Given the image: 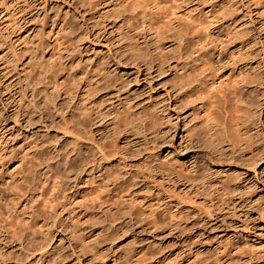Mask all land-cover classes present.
Wrapping results in <instances>:
<instances>
[{"label":"rangeland","instance_id":"obj_1","mask_svg":"<svg viewBox=\"0 0 264 264\" xmlns=\"http://www.w3.org/2000/svg\"><path fill=\"white\" fill-rule=\"evenodd\" d=\"M179 20L216 28L218 83L260 72L247 93L264 122V0H0V264H264V131L193 136L202 103L171 87L191 61ZM233 35L249 42L235 65ZM97 83L84 104L107 117L79 141L80 163L63 129ZM253 96L225 106L238 117ZM125 109L134 126L148 114L144 131L113 136Z\"/></svg>","mask_w":264,"mask_h":264},{"label":"bare ground","instance_id":"obj_2","mask_svg":"<svg viewBox=\"0 0 264 264\" xmlns=\"http://www.w3.org/2000/svg\"><path fill=\"white\" fill-rule=\"evenodd\" d=\"M232 23H233L232 25H234L235 21L232 20ZM171 27H172L171 30L173 31V36L175 38L174 40L176 41V43L178 42L180 46L183 47L182 52H180L182 56V58L180 59L183 60V58L186 55H188L187 58L191 59L190 62L185 63L184 66H182V69H179V71H183V73H181L180 75H176L175 78L171 80L172 82L171 87L173 86L172 92L179 93L180 91H183L182 97L185 99L186 107L188 108L193 107L197 102H201L202 103L201 107L204 112L203 119L207 123L206 131L204 132L201 131V132H198L197 134L194 133L193 136H201L202 133L208 134L209 136L210 135L211 136H260L262 133L261 131H264V122L261 121L259 123L257 119L258 118L257 112H262L260 110L261 107L258 103V100L256 99V96L258 94L256 93L255 90L247 93L250 88L249 86L253 85V86L258 87L259 84H262L261 83L262 77L260 75V72L253 73V75L250 74L249 76H247L246 78H242L241 80L240 79L235 80L233 81L234 82L233 84L226 83L224 85L222 83H218V79H216L217 78L216 75L219 72V67L214 66L215 62H213V60L209 58L208 54L214 50H220V48L223 46L222 44L216 43L211 49H208L207 44L205 43L206 38L212 37V35H214L216 28H214L212 25H209L207 27L202 28V30L199 31L196 29L200 27L199 22H193L192 24V22L191 23L189 21L183 22L180 20L171 23ZM235 29L237 30V27ZM239 35L231 36L228 41L229 44H235V47L239 48L240 50L238 51L237 54L235 52L231 53L232 55L234 54V57H230L229 63L233 62L234 65L237 64L240 60L246 58L247 54L249 53L248 39L247 38L245 39L243 37L240 38ZM180 46L177 48V50L181 48ZM187 47L191 49V52L189 54H187L186 52ZM137 51L139 53H137V56H135L136 57L135 59L139 63L145 62L148 55L145 54L144 51H142L141 49H138ZM171 60L172 58L169 61ZM17 63H18V60L14 59L13 65L15 66ZM151 63H155L156 65L160 64V62H158L156 59H152ZM160 66L161 68H158V69H161L162 71L163 70L162 68L164 66L161 64ZM150 68L153 69L154 66H151ZM94 77H95V74H94ZM107 77L108 76L105 75L103 79H105L104 80L105 84L108 83V86H110L112 84L109 81V78ZM101 85H102L101 83H97L95 88H93L89 92H85L84 96H82V99L83 98L84 99L80 102V104L77 103L78 105H80V107H76L77 114H74L72 116L74 118L76 115V118H77V119L75 118L76 121L75 119L67 120L65 127L63 129L67 135L77 137V141L75 142L77 147H75L76 149L74 148L75 150L73 153H75V155L79 157L76 161L77 162L79 161L80 163L83 162L82 158H83L84 153H83L82 148L79 145L80 144L79 141L84 140L83 137L89 134V130H88L90 128L89 126L92 125L91 123H95L94 120L95 121L96 119L100 120L101 117L106 116V114L104 116H101L102 115L101 113L95 112V108L91 106L92 103L89 102L87 104H84V102H87L90 99L89 97H85V95L90 96L94 92V90L99 89ZM231 88H234V90L230 91ZM225 90H229V92L224 94ZM232 92L233 94L242 93V94L250 95L252 93L254 95L252 98H250L247 101L248 104H243L244 101L243 100L241 101L242 106H243L242 108L243 112H242V115L238 117L233 115L230 112V110H228L227 107L225 106L227 104L226 99L229 97V95L232 94ZM219 109H222V112L224 113V116H225L224 119L222 120H219L214 117L216 111ZM114 112H115L114 113L115 116L114 115H113L114 117L112 116V118H114L113 121L117 125L120 124L121 126L120 128L112 129V132L114 133L112 134L113 136L117 134L120 136V134H122L123 129L126 131H133V130L135 131L138 130L140 132L144 131L143 130L144 128L142 126L144 123L142 119L145 120L146 115L148 114L137 116V125L135 124L134 126L132 124L133 120H128L130 118L126 117V115L128 116L130 115V111L125 109L122 111L118 110ZM95 113H97L96 118L93 117ZM108 116H111V115H108ZM153 116L155 117V115ZM235 118H236V121H235ZM150 120H152V118ZM121 127H122V130H121ZM234 129L237 134H232V131ZM110 141H111V138H110ZM113 141H111V143L113 145H116L114 144L115 141L114 143ZM109 143L110 142L104 144L105 146L104 148L107 149V151L109 148H112L111 146L112 144H109ZM207 143L210 144L211 146H214V148L216 149L215 142L207 141ZM207 143H206V146L208 145ZM104 148H100L99 151L101 152V154L103 153L104 155L103 158L105 159L106 157L105 160H108L107 155H105L104 153L105 151ZM210 149H213V147H211ZM110 150L111 149H109V153H111ZM257 256H259V254Z\"/></svg>","mask_w":264,"mask_h":264}]
</instances>
